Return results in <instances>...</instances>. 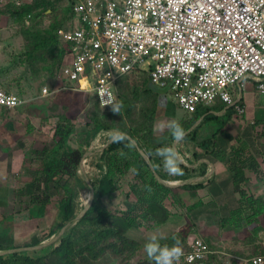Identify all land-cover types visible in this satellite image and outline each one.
Instances as JSON below:
<instances>
[{
    "label": "built area",
    "instance_id": "obj_1",
    "mask_svg": "<svg viewBox=\"0 0 264 264\" xmlns=\"http://www.w3.org/2000/svg\"><path fill=\"white\" fill-rule=\"evenodd\" d=\"M74 13L72 25L58 30L65 56L45 97L99 89L117 100L116 82L140 69L189 114L221 100L245 115L247 106L233 92L246 81L264 94V0H81ZM23 102L0 88V113ZM212 252L196 237L178 262L207 264ZM239 259L264 264V256Z\"/></svg>",
    "mask_w": 264,
    "mask_h": 264
},
{
    "label": "trees",
    "instance_id": "obj_2",
    "mask_svg": "<svg viewBox=\"0 0 264 264\" xmlns=\"http://www.w3.org/2000/svg\"><path fill=\"white\" fill-rule=\"evenodd\" d=\"M79 1L81 0H77L73 5L70 17L66 20L67 22L65 24L60 23L56 25L55 33L48 32L51 34L44 36L33 32H24V35L30 39V48H28L25 53L27 61H38V58L41 57L43 50L48 48L51 49V47L52 49L54 47L57 48L56 44H59L60 42L62 50L55 75L59 74L58 72L65 56V48L58 36V30L64 28L67 23H70L71 19L75 16L74 7ZM139 71L144 72L145 70L140 69L123 76L114 86L117 101H122L124 105L120 115L114 114L111 111L106 117H101L92 110L90 111L89 120L86 123L85 129H83V132L89 134L96 132L100 128L105 130L119 129L125 134L122 140L119 142H110L102 151V162H100L96 167L98 174L102 175L100 178L92 181L95 193L91 206L88 208L86 213L76 224L66 229L57 242L43 246L39 249H26L0 254V264H73L74 262V264H94L98 259L104 257L106 254H113L114 256L126 255L128 258H131L135 254L139 244L136 240L128 237L126 231L131 229L133 226L141 227L149 224L165 223L168 218L174 214L167 205L168 200H170V205L173 208L176 204H178L180 207L185 208L187 212H190L205 203V201L201 199L193 201L194 197L187 192L197 193L196 190L203 188L205 186L204 184L210 182L211 180L205 183H186L173 187L166 185L157 179L154 172L150 168L149 163L139 151L138 146L150 155V159L151 157L153 159L152 154L155 150L163 146L162 143H155L154 132L152 130V124L155 120L158 97L160 94L152 89L151 84L154 83L151 81L149 72L145 71L148 73L149 78L144 81L142 88L145 96L149 94L153 96V106L143 108L142 114L139 112L143 120L142 125H138L136 123L137 120L134 119L136 115V109L134 108L136 98H132L127 95L123 89L119 90V86L123 80ZM133 88L136 89L133 91L134 94H137L138 87L134 86ZM7 91L11 92L9 90ZM59 93L60 92L57 94ZM53 95L55 94H51L49 96ZM96 99L98 100V98ZM22 105L23 103L19 106ZM107 108L109 107H105V109ZM177 108L182 110L180 107ZM15 109H4L3 111L10 112ZM210 110V106L200 105L197 110L191 114V120H186L180 123L186 131L198 119L204 116L201 124L190 131L183 140L186 139L188 141L192 140L193 142H196L198 149L206 155L216 153V149H219L218 145H220V147L225 146L228 148L226 152H229V150L233 152V156L229 161V166L233 174L235 189L241 194L240 207L236 208L233 211V214L229 217L223 218L222 225L228 226L229 224H233L234 226L239 227L242 226L244 221L248 222L252 218H259L260 215L264 214V205L262 204V200L259 198L256 199L254 195L249 194L244 188V184L248 181L245 177L244 169L249 166L250 161L245 153L249 151L250 145L244 138H241L240 135L235 138L239 143L237 145L230 146L228 141L222 143L219 136L221 134V129H216L215 132L208 138L198 140V132L202 124L215 120V117L212 113H210ZM228 112L234 113V109H229ZM147 120L151 121L152 124L149 123V131L147 130L149 133L143 134V132L147 129L145 123ZM226 123V121L223 122V119L219 121V124H221L224 132H226ZM263 124L264 121L259 120V122L255 126L253 125V127L258 128L259 125ZM74 131L75 126L72 124L70 119L66 115H60L59 122L56 125L54 139L57 136L60 137L57 144L59 147L63 148L62 155L55 158V161H51L52 163L44 164L38 168V174L34 179L35 184L27 187L22 186V189H20L21 191L26 192L30 190L33 191L32 194H30V202L33 206L31 218L44 217L48 204L52 201L56 202V200H53V197L61 194L60 199L57 200L58 212L56 214V220L49 230V237L62 230L76 217L75 206H78V204L75 189L79 187L82 191H85L86 193L84 196L91 195L90 186L84 183L85 180H83L81 176L85 171L84 169L87 157L84 156V153L79 148L75 149L67 145L69 136ZM126 134L130 135L136 142L127 137ZM171 139L173 138L171 137ZM191 155L194 161L199 160L203 156L200 152L195 150L192 151ZM153 165L159 173L160 170L156 167L157 164L153 163ZM103 166L105 169H103ZM179 166L183 171V179L189 180L188 178L194 176L193 174L196 172L195 167L190 166L189 163H183L182 160ZM133 168L135 176H133L134 180L130 184L133 194H127L126 197L133 199L132 195H135V200H133V202L127 201L126 204H124L127 208L124 210L122 209L121 213L117 210L112 211L109 206L106 205L103 198L107 195L115 194L118 190L120 179L117 175L121 174L123 177ZM204 173H206V171H203L200 175H204ZM159 174L165 180H174V177L165 173L160 172ZM238 215L240 220L239 222H235V216ZM12 218V216H4L0 220L1 225L4 221L12 220ZM114 221L117 222V227H114ZM183 227L184 231L180 230L183 233L175 232L162 239L160 243L171 246L175 240L178 239L181 242L183 249L189 250L190 245L188 247L187 242L188 239H190L191 233L189 232V226L187 224ZM3 232L7 234L6 230ZM216 237L220 240L219 237L221 236ZM255 237L258 238L259 236L257 235ZM4 238L9 241V238L5 237V235ZM214 238L215 236L213 238L209 237L207 238L209 241H206L213 250V252L206 259L207 263L229 264L225 261L224 257H221V255H214L217 254L213 249L215 243L212 239L214 240ZM37 243L38 241L35 240V243H29L26 246ZM19 247L21 246L17 245L15 242H0V250L2 251L12 250ZM252 247L259 248V243L257 242L255 245L253 244ZM228 249L233 252L236 251L234 248ZM237 253L244 257H252L246 256V250L240 249ZM182 262L185 263L183 259ZM234 264L238 263L235 262Z\"/></svg>",
    "mask_w": 264,
    "mask_h": 264
},
{
    "label": "rangeland",
    "instance_id": "obj_3",
    "mask_svg": "<svg viewBox=\"0 0 264 264\" xmlns=\"http://www.w3.org/2000/svg\"><path fill=\"white\" fill-rule=\"evenodd\" d=\"M76 1L77 0H0V88L9 90L12 93L19 95L24 100L23 105L19 106L16 109H27L28 113H33V119L35 121L34 128L36 130L35 135L39 136V140L36 139L34 142V148H40V150L36 151L35 161H32L33 165L32 162H29L27 166L22 168V174L19 173L22 177H24L23 179L29 178V180H26L24 182V187L35 184L34 179L38 174V168L43 166L40 165V163L45 162L46 164H50L51 161L55 159L54 153L56 149V141L54 140V135L60 115H66L77 129L76 132H73L69 136V145H73L71 146L73 148L79 146V149L81 147L84 156L87 157L86 166L84 169L85 171L81 176L83 180H85L84 183L89 186L93 185L92 181L94 179H98L102 175L98 174L96 168L97 165L95 162H98V164L102 162L101 155L104 148L102 146L111 138L112 135H114V131L112 129L105 130L100 128L96 132L90 134L83 132V129H85L86 123L89 120L90 111L93 110V112H96L101 117H106L108 113L111 112L110 108L105 109L101 107L93 91L78 92L76 90L66 89L64 92H60L59 94H55L51 97H48L47 95L48 98L42 95V90L44 87L48 86L50 89L54 90L55 83L57 82V75H55V73L62 50L60 47V42L59 44H56L57 48L53 46V49L51 47V49L48 48L43 50L41 57L38 58V61L29 62L25 57V53L27 52L28 48H30V39L24 35V32H33L44 36H48L49 34H51L48 32L55 33V27L57 24H65L67 22L66 20H68V18L70 17V12L73 9V5ZM66 25H72V23H67ZM148 76L149 75L147 72L139 71L128 76L121 82L119 86V90L123 89L127 95L132 98H136L134 107L136 109V115L134 119L137 120L136 123L138 125H142L143 123L142 117L140 115V113L142 114V109L153 106V96L151 94L145 96L144 90L142 88V84L149 78ZM134 86L138 87L137 94H134L133 92L136 90L133 88ZM151 87L155 92H158L160 96L158 97V106L156 109L157 112L155 115V120L153 121V124L151 121H145L147 129L143 132V134L149 133V123H151L152 130L154 132L155 143H162L163 146L171 145V143L172 145H176V142L171 139L172 136L167 130H165L164 132H158L154 126L159 121L176 120L179 123H182L186 120H191L192 117L191 115L184 113L185 111L180 110L176 107L177 104L174 101L175 99L169 92V90L161 88L155 84H151ZM165 92H167L168 97L165 96ZM246 95V101L251 108L261 104V102L264 104V94L256 92V87L254 85H251L250 83L248 84ZM169 98H171L173 102H171ZM224 105H226V103H223L222 101L219 102L218 100L217 103L210 106L212 110L210 111V113L214 115L215 120L209 123L202 124L198 132V140L208 138L215 132L216 129H221L220 137L223 138V140L220 141L222 143L228 141L230 146L237 145L239 144L238 141L233 138V135H231V133L228 132H230L234 127L236 128L237 125L242 124L244 119H246V121H249L250 116H252L253 114L257 116L259 114V111H257L256 109L254 111L252 110L251 113L247 112V114L243 115L244 118H241L242 116L237 118L232 117L233 114H227L226 117L217 115V113L224 107ZM221 119H223V122L226 121L228 123H226V132L223 131L221 124H219V121ZM259 120L262 119H258V117L253 118L252 125L250 123L246 130L251 131L253 140L264 145V124L259 126L257 125L258 128L253 127V125L255 126L259 122ZM202 121V117L198 119L195 122L196 124L194 123L196 126H194L192 130L198 127ZM19 124V127H21L20 134H22L24 133L25 129L28 128V126L25 121H21ZM188 131L189 129H187L185 132ZM239 131L241 135H243L242 130ZM179 145L180 149L184 151V154H186V151H188V153L186 154L187 156H180L181 159H193L191 153L198 148L196 146V142H193L192 140L188 141L185 139L177 144L176 148L179 147ZM218 148L219 149H216V151L221 155L219 156L216 152L214 156H216L218 159L227 156L225 153L228 148H226L225 146L220 147V145H218ZM145 153L149 159L150 155L147 152ZM202 153L204 154V152ZM89 154L91 155L89 156ZM154 154L155 152L152 154L154 160L151 157L150 161L151 163L153 161V163L155 164L158 159L157 166L162 170V159L157 155L154 156ZM160 161L161 163L159 164ZM103 169H105L104 166ZM133 170L134 168L130 172H127L123 177L121 176V174L117 175L120 179L118 190L115 194H110L104 197L106 205L109 206L112 211L117 210L121 213L122 209L124 210L127 208V206L124 205L127 201L133 202V200H135V195H132L133 199H129L126 197L127 194H133L130 188V184L134 180L133 176H135V171ZM75 193L78 204V206H75V213L77 215L83 210V208H85L84 205L86 204V202L81 198L80 193L84 196L86 192L77 187L75 189ZM18 201H23L24 205L29 202L27 198H24L22 200L18 198ZM82 202L84 203L82 204ZM167 202V205L172 211H177V213H180V216L176 219L172 217V215L169 217L174 220V223L171 224V227H168L166 225L158 226L159 224H151L149 227L144 226L143 228H140V226H133L131 229L126 231L127 236L136 240L139 244L133 257L128 258L126 255L114 256L113 254H106L104 257L98 259L94 264H154L153 261H149L144 251V243L146 237L151 233H155L161 236L173 234V230L181 227V225L186 222L187 219H189V223L192 221L191 218L185 215L186 213H188L185 208L180 207L178 204H176L173 208L170 205V200H168ZM18 219L21 220V223H13L12 228L14 230H12L10 234H5V237L7 238L9 235V241H7V239L5 238L3 242L5 241L6 243H10L16 240V243H24L32 240L30 235L33 234L34 229L30 228L29 226L26 227L25 222H23L25 219H27V215H19ZM239 220V215L235 216V222H239ZM6 223L7 221H4L2 226H5ZM114 223V227H117V222L114 221ZM189 223H185L183 224V226L186 224L188 225ZM260 223L264 225V221H260ZM260 223H256L253 226H250V229L244 234V236L248 237V243L250 244L249 248L246 249V256L253 257L256 255H264V231L258 234V238L255 237L257 235L249 232L250 230H252V227H256ZM183 229L184 227H182L180 230L184 231ZM180 230H176V233H183ZM189 232L192 234L190 227ZM234 235L235 234L230 235V239L233 238ZM43 236L44 232L40 234V238H43ZM196 237H201L207 242L209 241L201 230H199L198 235L192 239H195ZM192 239H188V247L191 242L194 241ZM215 240L219 241L218 238ZM0 242L3 243L1 240ZM257 242L259 243V248L252 247L253 244L255 245ZM226 246L227 247L223 246L222 242L220 241L215 243L213 249L218 250L219 252H216L217 254L214 255H224L226 254L225 252L229 253L228 251H223L226 250L225 248L234 247V243H226ZM185 250L187 249H183L184 252ZM177 264L185 263H179L177 261Z\"/></svg>",
    "mask_w": 264,
    "mask_h": 264
},
{
    "label": "crops",
    "instance_id": "obj_4",
    "mask_svg": "<svg viewBox=\"0 0 264 264\" xmlns=\"http://www.w3.org/2000/svg\"><path fill=\"white\" fill-rule=\"evenodd\" d=\"M57 83L58 81L55 83V85ZM249 83L256 87V92L260 93L257 89V85L255 81H246V87L243 89L239 85H237L233 93L235 94V96H237L238 100L241 99L242 102L245 103V105L247 106L248 113H251L252 110L254 111L257 109V111H259V114L257 116L255 114H253L254 116L253 115L250 116L249 121H246V119H244L242 124L237 125L236 128L234 127L228 133H231V135H233V138H236L237 135H240L241 138H244L249 143L250 149L249 151L246 152L247 154L245 153V155L248 156L250 161H249V166L245 167L244 169L245 177L248 179V181L244 184V188L247 190L249 194L254 195L256 199L259 198L260 200H262V204L264 205V145H262L261 143H257V141L253 140L251 131L246 130L247 127L250 125V123L252 125L253 118L258 117V119L259 118L262 119L260 121H264V118H263L264 104L261 102V104L256 105L253 108H251L250 105L247 103L246 94H247V88H248ZM64 91L65 90H58V91L52 92V94H57L58 92H64ZM78 92H83V91H78ZM95 96L97 98L96 94ZM165 96L168 97L167 92H165ZM48 97H51V96H48ZM169 99L171 100V98ZM171 102L173 101L171 100ZM219 102H221V100H219ZM228 107L229 106L227 104L224 105V107L217 113V115L226 117L227 114H233L232 117L237 118V117L242 116L241 118H244L243 115L238 114L235 110H234V113L228 112ZM187 114L191 115L189 113ZM33 116H34L33 113L31 114L28 113L27 109H23V110L15 109L10 112L3 111L2 113H0V220L4 216L13 217L12 220L7 221L5 226L0 225V232H3L6 230L7 233L10 234L12 230H14L12 228L13 223L20 224L21 220L18 219V216L23 215V214L27 215V219L23 221L25 222V226L26 227L29 226L30 228L34 229L33 234L30 235L32 242L27 241L24 243H16V240L14 241L17 245L21 244L20 245L21 247L19 248L38 246V245H41L42 243H45L44 246L50 245L52 243L57 242L60 239L61 235L67 229L66 228L64 231L60 230L59 232L54 233L50 237L48 236L49 230L56 220V214L58 212L57 200L60 199L61 194L59 196L55 195L53 197V200L54 201L56 200V202L52 201L50 204H48L44 217L31 218V214L33 212L32 211L33 206L30 203V200H31L30 194H32L33 191L30 190L26 192V191L20 190L22 189L21 188L22 186L24 187L23 185L24 182L26 180H29V178L23 179L24 177H22L19 173L22 174L23 172L22 168L27 166L29 162L35 161L36 151L40 150V148H34V142L36 139L39 138V136L35 135L36 130L34 128L35 121L33 119ZM202 119H204V116L202 117ZM21 121H25L28 126V128L25 129L24 133L22 134H20L21 127H19L20 126L19 123ZM112 130L114 131L113 134L117 132V130L115 129H112ZM239 130H242L243 135H241ZM76 131L77 129L75 127L74 132ZM111 138L108 141L106 140L107 142L105 141L106 143H104L102 147L105 148L110 142ZM59 139H60L59 136H57L54 139L56 141L55 143L56 149L54 153L55 158L60 157L63 152L62 150L63 148L59 147V145L57 144ZM220 140H223V138H221ZM67 145L70 146L69 141L67 142ZM173 146L176 147L175 145ZM74 148L77 149L79 148V146L74 147ZM80 150H81V147H80ZM177 150L180 151L178 152L181 157L183 155L187 156L186 154L188 153V151H186L187 153L184 154V151L180 149V145L179 147H177ZM195 151L200 152V154L203 155L202 158L196 161H194L193 159L189 160L188 158H185L187 159V162L181 159L183 163L184 162L189 163L190 166L196 168V172L195 174H193L194 176L188 178L189 180L183 179L184 177L183 175L172 176L174 177V180H168L170 182L171 181L177 182L176 186L183 185V183L186 184L185 181H188V183H197V182L205 183L211 180L210 182L205 183L204 184L205 186L203 188L196 190L197 193L184 191V192L190 193L194 197L193 200L196 201V199L197 200L204 199L205 203L202 206L195 208L192 211L186 213L185 215L191 218L192 221L189 223L188 221L189 219H187V221L184 222L183 224L189 223L188 226L190 227L192 231V234H190L191 235L190 239L197 236L199 230H201L203 234L205 235V237L207 238L209 237L213 238L215 236L214 240L212 239L214 243H217L220 241L225 247H227L226 243H229V242L234 243V247L232 248L236 249V251L233 252L232 250L225 248L226 250H224L223 252L228 251L229 253L225 252L226 254L224 255L220 254V255L222 258L224 257L225 261L228 262L229 264H234L235 262L239 264V260H240L239 258H245V257L242 255H239L237 251H240V249L246 250V248L249 247L248 237L244 236V234L246 231L250 229V226H253L256 223H260V221H264V214L260 215L259 218H252L248 222L244 221L242 226H239V227L234 226L233 224H229L228 226H223L222 219L225 217H229L230 215L233 214V211L236 208L240 207L241 194L237 192L235 189V182H234L233 174L229 166V161L233 156V152L229 150V152L225 153L227 156L218 159L216 156H214L216 153L206 155V154H203L198 148ZM217 154L219 156L221 155L218 152ZM90 155L91 154H89V156ZM33 162H32V165H33ZM157 162H158V159H157ZM157 162L155 164H157ZM95 163L96 165H98V162H95ZM160 163L161 161L159 162V164ZM44 164L46 163L45 162L40 163V165H44ZM161 166L163 167L162 163H161ZM156 167L160 170L159 173L161 172V173H165L168 175V173L164 171V169L161 170L160 167L158 166ZM203 171H206V173H204V175H200ZM84 197L88 198V196H84ZM18 198H20L21 200L24 198H27L29 202L24 205V202L18 201ZM104 199L105 198H103V200ZM83 203L84 202H82V204ZM19 206H23V207H19ZM84 206L86 207L87 205L85 204ZM172 212L173 213L175 212L174 214H172V217H174L175 219L180 216V213H177V211H172ZM171 220L172 218H169L165 223L159 224L158 226L166 225L168 227H171V224L174 223V220L172 221ZM78 221L79 220H75L74 218V220H72L71 222L76 224ZM183 224L181 225V227H179L176 230L179 231L183 227ZM150 225L151 224L144 225V226L149 227ZM144 226H141L140 228H143ZM251 229L252 230L249 231L250 233H254L255 235H258L259 233L264 231V225L260 223L256 227H252ZM25 230H29V229H25ZM176 230H173L172 233H175ZM42 232H44V236L43 238H40V234ZM232 234H235V235L233 236V238L230 239L229 236ZM4 235H5V232L0 233V240L5 239ZM169 235L171 234L163 235V237L166 238ZM216 235L221 236L222 238L220 237V240L218 239L219 241H216L215 240L217 239ZM8 238H10L9 235H8ZM35 240L38 241L37 244L26 246L29 243L30 244L35 243ZM3 243H6V242H3ZM15 249H18V248H15ZM23 250H26V249H23ZM28 250H34V249H28ZM214 251L215 253L219 252L218 250H214Z\"/></svg>",
    "mask_w": 264,
    "mask_h": 264
},
{
    "label": "clouds",
    "instance_id": "obj_5",
    "mask_svg": "<svg viewBox=\"0 0 264 264\" xmlns=\"http://www.w3.org/2000/svg\"><path fill=\"white\" fill-rule=\"evenodd\" d=\"M97 96L99 97L100 104L103 108L106 106L114 114L121 113L124 105L122 101H117L113 94L107 90H96ZM226 101L227 96L223 97ZM158 132H164L167 130L172 136L176 144L183 141L186 133L181 124L176 120L159 121L154 126ZM124 133L117 132L112 135L114 142H119L124 138ZM155 155L159 156L163 162V169L168 173L169 176L183 175V171L180 168L181 157L176 147L172 145H165L155 150ZM183 161H186L183 159ZM81 198L86 202L88 206L91 196L87 199L80 193ZM164 239L163 236L151 233L146 237L144 243V251L149 261H153L154 264H177V261L184 254L181 242L177 239L169 246L168 244H161L160 241Z\"/></svg>",
    "mask_w": 264,
    "mask_h": 264
},
{
    "label": "water",
    "instance_id": "obj_6",
    "mask_svg": "<svg viewBox=\"0 0 264 264\" xmlns=\"http://www.w3.org/2000/svg\"><path fill=\"white\" fill-rule=\"evenodd\" d=\"M196 124V123H195ZM193 125L192 127H190L189 128V131H191L192 130V128L194 127V126H196V125ZM119 131V130H118ZM188 131V132H189ZM119 132H121L122 133V131H119ZM188 132H185L186 134L188 133ZM126 136L127 137H129L130 139H132L134 142H136L130 135H128V134H126ZM186 136V135H185ZM113 140L111 139L110 140V142H112ZM109 142V143H110ZM108 143V144H109ZM138 145V144H137ZM176 146H177V144H176ZM139 147V151L142 153V155L144 156V158L147 160V162L149 163V165H150V168L152 169V171L154 172V174H155V176L157 177V179L159 180V181H161L162 183H164V184H166V185H169V186H176V183L177 182H173V181H168V180H165L164 178H162L161 176H160V174L157 172V170H156V168H155V166L151 163V161H150V158L148 159V156L146 155V153H145V151L142 149V148H140V146H138ZM186 183H188V181H185ZM183 184H185V183H183ZM90 188H91V199H90V201H89V204H88V206H86L85 208H83V210L75 217V220H80L81 219V217L86 213V211L88 210V208L91 206V203H92V200H93V197H94V193H95V190H94V187H93V185H91L90 186ZM73 222H70L68 225H66L63 229H62V231H64L66 228L68 229L70 226H73ZM61 231V232H62ZM61 232H60V234H61ZM44 244L45 243H42L41 245H38V246H32V247H24V248H18V249H12V250H5V251H2V250H0V254H5V253H8V252H11V251H19V250H23V249H38V248H41V247H43L44 246Z\"/></svg>",
    "mask_w": 264,
    "mask_h": 264
}]
</instances>
